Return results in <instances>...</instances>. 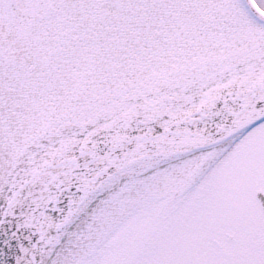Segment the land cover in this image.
Here are the masks:
<instances>
[{"label": "snow or ice", "instance_id": "obj_1", "mask_svg": "<svg viewBox=\"0 0 264 264\" xmlns=\"http://www.w3.org/2000/svg\"><path fill=\"white\" fill-rule=\"evenodd\" d=\"M0 264H264V0H0Z\"/></svg>", "mask_w": 264, "mask_h": 264}]
</instances>
